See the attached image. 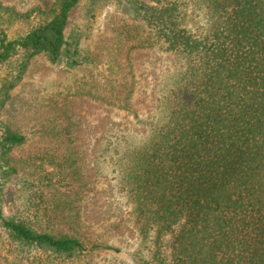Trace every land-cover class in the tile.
Returning <instances> with one entry per match:
<instances>
[{"label":"trees","instance_id":"trees-1","mask_svg":"<svg viewBox=\"0 0 264 264\" xmlns=\"http://www.w3.org/2000/svg\"><path fill=\"white\" fill-rule=\"evenodd\" d=\"M82 1L42 0L27 12L0 1V116L33 59L45 56L71 69L90 60L67 37L71 14ZM129 2L131 100L137 86L134 52L159 47L178 62L180 75L178 85L159 101L165 118L135 131L141 140L131 141L125 164L113 157L121 154L118 149L110 152L121 168L117 188L130 212L109 209V201L104 202L101 210L114 220L109 236L134 242L131 264H264V0H198L205 23L197 28L187 24L186 0ZM18 22L29 28L11 38ZM129 99V93L124 99L111 97L110 104L127 106ZM131 113L142 121L132 104ZM26 141L0 125V171L9 173L7 162ZM102 148L105 155L110 146ZM81 153L71 141L63 152L29 156V164L61 169L53 186L62 184L63 191L53 189L56 202L45 206L43 222L33 223L25 212L6 215L0 188V257L5 262L90 264L100 252L123 253L93 239L92 220L81 223L74 208L78 190L69 187H79L72 164ZM68 162L72 172L66 174ZM98 201L89 207L93 213ZM104 215L98 218L107 224Z\"/></svg>","mask_w":264,"mask_h":264},{"label":"rangeland","instance_id":"rangeland-1","mask_svg":"<svg viewBox=\"0 0 264 264\" xmlns=\"http://www.w3.org/2000/svg\"><path fill=\"white\" fill-rule=\"evenodd\" d=\"M0 1L18 11L27 12L42 0ZM186 1L187 24L190 28L203 27L204 11L198 5V0L196 4V0H193L194 3ZM28 28L29 23L18 22L9 33L10 37L16 38ZM129 31V0L82 1L71 14L67 37L77 42L79 51L90 60L71 69L66 63L52 64L45 56L33 59L22 81L11 92L0 116V125L11 128L27 139L24 146L14 150L7 162L9 173L0 171L6 215L16 211L25 212L33 223L43 222L45 206L50 203L47 206L51 207L56 202L51 194L53 189L58 187L57 191H63L62 184L53 186L56 183L54 179L60 181L61 169L57 164H29L28 158L30 155H39L40 151L63 152L65 145L71 141L80 146L82 153L78 156L79 161L66 165V174L72 172L71 164L76 169V183L81 188L69 187L70 190H78L79 198L74 208L80 212L81 223L88 224L92 220L94 225H91L90 235L93 239L99 238L123 249L122 254L100 252L90 264H131L134 242L111 239L109 226L114 220H108V210H101L107 200L109 209L111 206L122 207L125 213L130 212V206L117 188L121 168L112 161L110 152L118 149L121 154H113V157L120 160V165L125 164L126 156L123 154L131 152V141L141 140L135 131L157 123L158 118H165L159 101L164 91L172 89L179 82L180 65L169 60L159 47L134 52L132 62L136 69L137 86L131 100ZM113 57L116 63L111 65L109 61ZM3 77L1 72L0 80ZM127 93L130 96L127 106L110 104L111 97L115 99L121 96L124 99ZM131 104L143 118L141 122L131 113ZM69 131L79 133V136L70 135ZM104 145L110 146L105 155L101 153ZM66 174H63L62 181ZM48 177L53 179L52 183H48ZM68 180L72 182L70 176ZM41 183L49 189L42 188L43 192L39 191ZM96 197H99L98 209L93 213L89 207L95 203ZM101 214H105L104 219L109 221L107 224L101 223L98 218ZM168 254L169 251L165 250V255ZM0 264L9 263L0 257Z\"/></svg>","mask_w":264,"mask_h":264}]
</instances>
